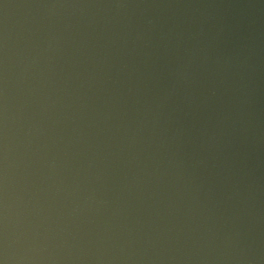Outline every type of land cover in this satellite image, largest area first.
<instances>
[{"label":"water","instance_id":"water-1","mask_svg":"<svg viewBox=\"0 0 264 264\" xmlns=\"http://www.w3.org/2000/svg\"><path fill=\"white\" fill-rule=\"evenodd\" d=\"M0 264H264V0H0Z\"/></svg>","mask_w":264,"mask_h":264}]
</instances>
